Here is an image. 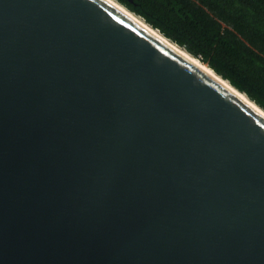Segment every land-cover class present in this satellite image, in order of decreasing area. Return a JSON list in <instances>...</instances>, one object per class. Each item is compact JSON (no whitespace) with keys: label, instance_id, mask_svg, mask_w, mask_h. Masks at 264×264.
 <instances>
[{"label":"water","instance_id":"95a60500","mask_svg":"<svg viewBox=\"0 0 264 264\" xmlns=\"http://www.w3.org/2000/svg\"><path fill=\"white\" fill-rule=\"evenodd\" d=\"M0 264H264V116L107 0H0Z\"/></svg>","mask_w":264,"mask_h":264},{"label":"trees","instance_id":"16d2710c","mask_svg":"<svg viewBox=\"0 0 264 264\" xmlns=\"http://www.w3.org/2000/svg\"><path fill=\"white\" fill-rule=\"evenodd\" d=\"M264 110V0H117Z\"/></svg>","mask_w":264,"mask_h":264},{"label":"bare ground","instance_id":"6f19581e","mask_svg":"<svg viewBox=\"0 0 264 264\" xmlns=\"http://www.w3.org/2000/svg\"><path fill=\"white\" fill-rule=\"evenodd\" d=\"M107 1L109 3H111L113 6H115L117 9H119L120 11H122L124 14H126L127 16H129L130 18H132L133 20H135L137 23H139L141 26H143L145 29H147L149 32H151L153 35H155L157 38H159L163 42L167 43L169 46H171L177 52H179L184 57H186L189 61H191L192 63H194L195 65H197L199 68H201L202 70H204L205 72H207L211 76H213L218 82H220L225 87H227L229 90H231L232 92H234L235 94H237L238 97H240L245 103H247L249 106H251L252 108H254L255 110H257L259 113H261L264 116V111L262 109H260L258 106H256L250 100H248L247 97L244 94L239 93L237 90H235L227 81H224L223 79H221L209 67H207L202 61H200L199 59L193 57L192 55H190L189 53H187L182 48H180V47L176 46L175 44L171 43L163 35H161L158 31H156L155 29L151 28L147 23H145L143 21V19H141L140 17L136 16L134 13H132L131 11H129L128 9H126L125 7H123L122 5H120V3H118L116 0H107Z\"/></svg>","mask_w":264,"mask_h":264}]
</instances>
